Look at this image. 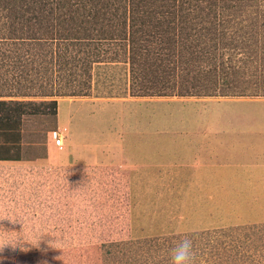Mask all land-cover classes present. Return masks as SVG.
I'll return each mask as SVG.
<instances>
[{
  "label": "rangeland",
  "instance_id": "1",
  "mask_svg": "<svg viewBox=\"0 0 264 264\" xmlns=\"http://www.w3.org/2000/svg\"><path fill=\"white\" fill-rule=\"evenodd\" d=\"M0 100V264H264V0H0Z\"/></svg>",
  "mask_w": 264,
  "mask_h": 264
},
{
  "label": "clouds",
  "instance_id": "2",
  "mask_svg": "<svg viewBox=\"0 0 264 264\" xmlns=\"http://www.w3.org/2000/svg\"><path fill=\"white\" fill-rule=\"evenodd\" d=\"M67 175H69V173ZM0 237L6 238L12 241V243L9 244L7 249L11 248L13 249V251H15L17 248L22 247L20 240L15 236H8L6 234H0ZM54 243H51V247H53ZM194 261H195V252H194L193 242L191 241V239L185 238L173 250L172 264H194Z\"/></svg>",
  "mask_w": 264,
  "mask_h": 264
},
{
  "label": "trees",
  "instance_id": "3",
  "mask_svg": "<svg viewBox=\"0 0 264 264\" xmlns=\"http://www.w3.org/2000/svg\"><path fill=\"white\" fill-rule=\"evenodd\" d=\"M92 4V3H91ZM87 8L89 9L90 7L87 6ZM46 102H51L52 104H55L56 102L55 101H46ZM26 104H31L32 102L28 101V102H25ZM7 104H15V105H25L23 103H21L20 101H17V100H12V101H4V100H0V106H5ZM0 159L2 160H18L20 159L17 155H7V156H3V155H0Z\"/></svg>",
  "mask_w": 264,
  "mask_h": 264
},
{
  "label": "built area",
  "instance_id": "4",
  "mask_svg": "<svg viewBox=\"0 0 264 264\" xmlns=\"http://www.w3.org/2000/svg\"><path fill=\"white\" fill-rule=\"evenodd\" d=\"M54 143L57 147L61 148L62 147V142H61V138L60 137H57L55 140H54Z\"/></svg>",
  "mask_w": 264,
  "mask_h": 264
},
{
  "label": "crops",
  "instance_id": "5",
  "mask_svg": "<svg viewBox=\"0 0 264 264\" xmlns=\"http://www.w3.org/2000/svg\"><path fill=\"white\" fill-rule=\"evenodd\" d=\"M55 146V145H54ZM65 156V157H64ZM64 156H59V158L58 159H62V160H64V161H66L67 159H68V156L67 155H64ZM75 156V155H74ZM69 159H71L70 157H69ZM1 161H11V160H2V159H0ZM15 161H17V160H15Z\"/></svg>",
  "mask_w": 264,
  "mask_h": 264
}]
</instances>
